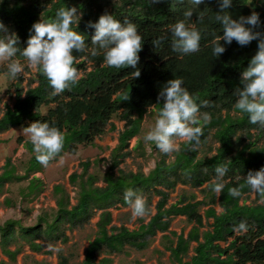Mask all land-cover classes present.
<instances>
[{
  "label": "trees",
  "instance_id": "16d2710c",
  "mask_svg": "<svg viewBox=\"0 0 264 264\" xmlns=\"http://www.w3.org/2000/svg\"><path fill=\"white\" fill-rule=\"evenodd\" d=\"M249 2L233 0L226 11L234 19L255 11L264 22V0ZM73 6L83 15L78 26L74 24L72 28L85 36L86 43L83 51H73L78 82L54 95L52 86L39 70L34 79L36 87L27 91L22 87L26 80L22 73L16 79L8 77L14 81L10 85L14 90V102L12 106H6L0 118V134L16 128L23 131L37 120L48 122L63 132V148L47 165H42L36 159L31 140L19 137L17 143L24 144L30 159L24 175L18 174L12 158L6 159L0 175V194L8 183L28 181L22 200L35 201L43 192L45 183L38 177L31 178L32 175L42 173L46 166L58 162L65 155L76 156L81 148L94 147L96 140L106 135L110 126V130L115 131L111 124L113 120L125 123V128L113 152L112 164L102 178L88 176L93 164L91 161L81 165L82 175L71 178V183L80 187L76 206L70 208L68 198L61 196L57 211L51 216L38 217L33 226H25L21 220L6 221L0 225V250L15 259L23 243L36 253L45 252L49 245L67 244V231L84 226L95 211L129 206L124 194L132 188L146 198L147 209L153 196H160L158 214L148 227L138 232L121 229L109 235L106 226L111 221V213H104L98 224V236L87 249L83 264H97V256L105 248L113 252H119L126 245L137 250L146 249L149 238L154 237L157 231H168L173 216H185L198 226L188 239L178 238L174 256H186L193 241L199 244L196 256L184 264H264V193L257 192V201H262L261 204L251 206L242 203L244 197L254 192L246 181L249 171L264 167V143L259 145L264 139V127L251 124L248 114L234 107L238 99L236 89L243 87L242 71L258 50V41L241 46L234 40L230 45L225 44L226 50L219 57L213 55L215 38L223 34L221 24L215 19L217 12L221 11L218 0H204L198 8L193 7L189 0L182 3L178 0H159L158 3L154 0H2L0 20L10 32L16 33L18 47L23 49L29 36L34 34L31 31L34 23L51 21L60 8ZM108 7L112 8L111 12ZM188 10L193 11L191 17L184 15ZM105 13L112 14L121 24H135L143 37L140 61L136 66L141 72L139 77H135L136 69L131 66H107L106 50L91 43L95 30L89 22L97 21ZM181 20L201 32L200 51L182 54L172 49V28ZM254 30L264 33V23ZM158 39L160 44L156 47L153 42ZM221 43L225 42L222 40ZM12 59L22 64L27 62L19 53ZM8 63L5 61L0 74L8 76ZM174 78L183 79V86L201 104V116L208 115L203 135L198 142L182 143L172 155L160 153L155 168L147 175L121 170L115 172L130 156L124 151L131 140L141 135L148 113L153 111L158 116L164 102L159 93L166 82ZM210 138L219 144V148L211 157H200V147L207 146ZM3 143L0 141V146ZM151 144L150 149L156 150L154 142ZM99 162L97 160L94 165ZM217 166L228 169L221 181L224 187L219 193L223 213L217 215L213 208L207 211L205 216L213 219V224L208 232L201 233L204 223L200 208L214 206L218 199L213 191L217 182L214 171ZM100 181L105 183V187L98 186ZM178 185L194 189L206 185L203 192L207 195L202 202H197L196 197H186L167 209L168 193ZM233 187L240 190L239 196L231 195ZM241 222L246 223V231L238 230ZM12 245L17 247L14 252L10 250ZM47 253L52 254L50 251ZM59 264H70V260L61 256Z\"/></svg>",
  "mask_w": 264,
  "mask_h": 264
},
{
  "label": "clouds",
  "instance_id": "9594fccd",
  "mask_svg": "<svg viewBox=\"0 0 264 264\" xmlns=\"http://www.w3.org/2000/svg\"><path fill=\"white\" fill-rule=\"evenodd\" d=\"M154 2L158 3L159 0ZM178 2L182 3L183 0ZM218 2L221 11L217 12L215 19L221 24L223 34L215 38L213 46L215 57L224 53L225 44L230 45L234 40L241 46L248 45L253 40L258 41V50L242 71L243 87L236 89L238 99L234 107L247 113L251 124L264 127V33L254 30L264 22L261 21L260 14L255 11L246 17L234 19L226 11L232 6L233 0H218ZM189 3L198 8L204 0H189ZM82 15L83 13L79 12L75 6L60 8L53 20H41L32 25L31 31L34 34L29 36L27 46L23 49L18 47L19 38L16 33L10 32L0 20V60L9 61L8 77L16 79L24 72L25 64L12 59L19 53L26 58L27 67L38 69L46 76L54 95L76 84L79 73L74 67L73 51H83L86 43L85 36L73 30L72 25L78 26ZM184 15L191 17L193 11L188 10ZM89 26L95 30L91 43L106 50L104 58L107 66L113 68L131 66L136 69L135 77L141 75L136 66L140 61L139 53L143 47V37L135 24H121L112 14L105 13L100 15L97 21L89 22ZM172 34L174 51L182 54L200 51L201 32L194 26L187 25L181 20L174 24ZM222 40L224 44L221 43ZM153 43L157 47L160 40ZM183 84L182 78H174L166 82L159 93V97H162L164 102L158 110V118L143 137L146 143L154 142L157 149L165 154L179 150L178 140L198 142L203 135V126L208 123V115L200 114L201 104L197 103V98L190 94ZM23 131L30 136L36 159L42 165H47L49 160L63 148L65 140L63 132L55 126H50L48 122L37 120L25 127ZM214 171L217 182L214 184L213 191L220 193L224 187L221 181L228 169L225 166H217ZM246 181L252 190L264 193V167L255 171L250 170ZM230 191L233 196L240 195V190L236 187ZM124 198L132 209L133 218L146 215L148 211L146 201L134 189H127ZM238 230L246 231V223L241 222ZM48 247L54 252L60 251L52 245Z\"/></svg>",
  "mask_w": 264,
  "mask_h": 264
},
{
  "label": "rangeland",
  "instance_id": "374dc122",
  "mask_svg": "<svg viewBox=\"0 0 264 264\" xmlns=\"http://www.w3.org/2000/svg\"><path fill=\"white\" fill-rule=\"evenodd\" d=\"M108 11L111 12L112 8L108 7ZM24 64L25 69L22 74L25 76L26 80L24 81L22 87L24 88V91H27L30 88L36 87L37 84L34 83V79L38 69L27 67V62ZM4 65L5 61L0 60V69H2ZM13 82L14 81L10 80L8 76L0 74V118L3 116L6 106L13 105L14 90L10 88V85ZM157 118L158 116L155 115L153 111H150L144 119L141 135L135 137L130 142L128 151L131 153V156L126 159L123 165H121V169L125 172H143L148 174L155 167V163L157 162L156 154L158 150H154L153 153H151L150 147L152 146V142L146 143L143 137L147 131L150 130V127L154 126L155 120ZM113 123L115 124V131H108L104 137L97 141L96 148H82L78 156L67 155L59 162L46 166L44 172L38 174V176L44 180L46 188L44 193L35 202L28 203L21 200L20 191L22 188L26 187L27 182L6 185L4 192L0 195V225L8 220H21L24 225L33 226L36 224V220L39 216H51L53 211L56 209L57 196L55 195V189L57 187H62L72 198L73 202H75L78 188L71 184L70 178L74 174L82 173L81 163L87 160L94 161L96 159L105 161L99 167H92L90 169L89 173L97 174L105 173L111 165L112 152L117 147L119 134L124 129V123L118 120H114ZM19 137H24L26 140H30V136L23 132L20 128L12 129L9 132L0 134V141L4 142L0 146V174L2 173L6 159L9 157L12 158L13 163L18 166L20 174L24 173V167L29 160L30 155L24 148V145H19L17 143V139ZM177 142L181 146L182 143L187 141L178 140ZM263 143L264 139L259 145L262 146ZM141 144L144 148L140 147ZM218 147L219 144L214 139L210 138L207 146L200 147L201 156H213L215 154V150ZM144 149L147 151L146 157H139L138 154L143 152ZM170 154L172 155L173 153ZM158 159H160V154L158 155ZM185 191L187 193H196L197 195L200 193V190H193L180 186L174 191L172 200L175 202L182 192ZM199 198L202 199V196H199ZM242 203L252 206L261 204L262 201H257V192L254 191L251 195L244 197ZM217 210L218 212L221 211L218 206ZM116 214L119 216L118 223L121 221L127 222L130 224V228L137 227L139 225V219L133 218L132 210L130 208L116 211ZM147 220H149V217L145 219V222ZM183 225L185 231H188L189 225H187L184 220L176 218L172 225V229L180 231V228ZM94 232L95 227L93 223L91 227L70 233L71 242L69 244L61 245L58 243L53 246L55 248H59L60 251H63L64 253H68L73 244H75V249L77 248V252L79 250V261H82L84 258V251L89 243V237ZM56 253L57 252H54L52 257H45L41 254L37 255L34 253L28 255L27 253L26 255L19 256L20 260L15 264H57L58 258ZM76 262L78 263V261ZM76 262L74 264H76ZM0 264H2L1 258ZM5 264L13 263L6 262Z\"/></svg>",
  "mask_w": 264,
  "mask_h": 264
},
{
  "label": "crops",
  "instance_id": "0c3cea01",
  "mask_svg": "<svg viewBox=\"0 0 264 264\" xmlns=\"http://www.w3.org/2000/svg\"><path fill=\"white\" fill-rule=\"evenodd\" d=\"M113 121L111 122V124L114 125V127H115V124L113 123ZM110 128H111V126L109 127L108 131H112V130H110ZM124 128H125V123H124ZM123 131H124V129H123ZM120 134H119V138H120ZM101 138L97 139L96 140V143ZM96 143H95V146L94 147H91V148H96L97 147V144ZM22 145H24V144H22ZM118 145H119V140H118ZM118 145H117V147H118ZM129 147H128V149H129ZM140 147L144 148L142 146V144H141ZM24 148H25V146H24ZM89 148L90 147L84 148V149H89ZM128 149H126L124 152H129ZM80 150H79V152H80ZM114 150H113V152H114ZM156 150H158V149H156ZM113 152H112V156H111V164H112ZM151 153H153L152 150H151ZM160 153L162 154V152L158 150L157 151V154H156L157 155V157H156L157 158V161L159 160L158 159V155ZM215 153H216V151H215ZM78 154L76 156H78ZM141 154L144 155V156H142ZM138 155H139V157L145 158L146 155H147V151L144 149V151L143 152H140ZM65 156H67V155H65ZM130 156H131V153H130ZM129 157H127V158H129ZM200 157H203V156H201V153H200ZM126 159L124 160L123 164L125 163ZM97 160H99V159H96L94 161H91V160H87V161H91L93 163L92 166H91V168L92 167L97 168L102 163L105 162L103 160H99L100 162L98 164L94 165V163ZM87 161H85V162H87ZM85 162H82L81 165L83 163H85ZM168 162H170V161H168ZM26 164H25V166H26ZM123 164H121V165H123ZM14 165H16V164H14ZM121 165H120V167L118 169L115 170V172H118V170H121V171L125 172L124 170L121 169ZM155 165H156V163H155ZM90 169H89V171H90ZM2 173H3V169H2ZM2 173L0 175H2ZM24 173H25V167H24ZM24 173L23 174H20L19 168H18V174L19 175H24ZM105 173H100V174H97V173H89L88 176L98 175L99 177L102 178V176ZM126 173H130V172H126ZM132 173L137 174V173H143V172H132ZM38 174H40V173H38ZM38 174L32 175L31 178H33V177L40 178L38 176ZM82 174H83V168H82V173L81 174H74V175H82ZM74 175H72L71 178ZM145 175H147V174H145ZM71 178H70V182H71ZM41 180H43V179H41ZM24 182H27V185H26V187H27L28 184H29L28 181H24ZM21 183H23V182H21ZM8 184L11 185V184H19V183H8ZM8 184H6V185H8ZM72 185H75V184H72ZM75 186L78 188V192H77V196L75 198V202H73L72 198L69 196L68 193H66V191L62 187H57L55 189V195L57 196V200H56V209L53 211V214L57 211V202L61 198V196H63V197L65 196L66 198H68V200L70 202V208H72V207H74V206H76L78 204L80 187L77 184ZM98 186L99 187H105V183H103V181H100L98 183ZM180 186L183 187V188L186 187V188L193 189V190H200V193L197 195L196 193H187L186 191L185 192H182V194L174 202L172 200L173 193ZM206 187L207 186L204 185L201 188L194 189V188H191L190 186L178 185L173 191H170L169 193H168L167 190L163 189L164 192H167L168 193V201H167V204H166V208L167 209H170L173 205L178 204L180 202V200H182V199H184L186 197H190V198L191 197H196V201L197 202L204 201V199H205V196L204 195H207V194H206V192L204 193L203 190ZM25 188H22L21 191H20L21 200H22V195H23V192H24L23 189H25ZM45 188H46V184H45L44 190L41 193V195L44 193ZM4 190H5V187H4ZM58 193H61V194H58ZM219 195L220 194L217 193L218 199H217V203L214 206H203V207L200 208V214L203 216V223H204V227L201 229V233L208 232L210 230V227L209 226H211L213 224V219H207L206 216H205L207 211H209L211 208H213L217 215H221L223 213V209H222V207L219 204ZM40 196L37 199H39ZM199 196H202V199H200ZM144 199L146 201V198H144ZM161 199L162 198L160 196H157V195L156 196H153V198L151 199V205L149 206L146 215L143 216V217H135V219L136 218L139 219V225L137 227H133V228H130L129 227L130 224H128L127 222H124V221L122 222L121 221V222L118 223L119 216H118V214H116V211L125 210L126 208H130L131 209V207H129V206H126V207H121L120 206V207H117V208H110L108 210L95 211L94 215L90 218L89 222H87L84 226H82V227L81 226H78L77 228H74L72 230H68L67 231V236L69 238V241H68L67 244H69L71 242L70 233L76 232L78 230H80V231L81 230H84L87 227H91L93 225V223H94L95 232L89 237V241H88L89 243H88V246L86 247V249L84 251V258H83V260L82 261H79V250L77 252V248L75 249V244H73V246L70 248V251L68 253H64L63 251H59V252L56 253L57 258H58V263L57 264H59V261L61 259V256L69 259L70 260V264H74L76 261H78V263L76 262V264H83V262H84V260L86 258L87 249L90 247L91 243H93L95 241V239L97 238V236H98V233H99L98 224L102 221V215L104 213H107V212L108 213L109 212L111 213V221L106 226V229L108 230V234L109 235H113V234L117 233L118 230H121V229H127L130 232H138V231H140V230L148 227L152 223L153 218L158 214V204L160 203ZM35 201H25V202L33 203ZM217 206L221 209L220 212H218ZM202 210H203V212H202ZM39 217H42V216H39ZM147 217H149V220H147L145 222V219H147ZM176 218H179V219L184 220L186 222V224L189 225L188 226V231H185L184 225L181 226L180 231L173 230L172 229V225H173V223H174V221H175ZM37 220H38V218H37ZM37 220H36V222H37ZM131 225H133V224H131ZM197 228H198V226H196L194 223H190L188 221L187 217H185V216H173V217H171L170 227L168 228V231H166V232L157 231L154 237L149 238V246L146 249H144V250H137L135 248H132L131 246L126 245L123 248L119 249L120 250L119 252H113V251L108 250V249L105 248V249L102 250L101 253L98 254L96 263L97 264H184V263H190L193 260V258L196 256V253L195 252H196V249H197V247L199 245L198 242L193 241V242L190 243L189 252H188V254L186 256H179V255L178 256H174L173 255V252L177 249L178 238L179 237H183L185 240L188 239L189 236H192L191 233H193ZM202 240L203 239L201 238L200 241H202ZM40 243H42V242H40ZM42 244L45 245L44 243H42ZM60 244L61 245H66V244H62V243H60ZM22 246L23 247L21 248L19 254L17 255V257L15 259H12V257L11 258L8 257L7 255L3 254V252L0 250V258L2 259V264H5L6 262L15 264L17 261L20 260L19 259V256L26 255L27 253H28V255H31L32 253L37 254V255L38 254H41L42 256H45V257H52L54 255V251L50 250L48 246L44 249L45 252H43V253H36V252L31 251L30 246L27 245L26 243H23ZM10 250H11V252H14V251L17 250V247L15 245H12L10 247ZM47 251L52 252V254L51 255H48ZM26 257H28V256H26Z\"/></svg>",
  "mask_w": 264,
  "mask_h": 264
}]
</instances>
